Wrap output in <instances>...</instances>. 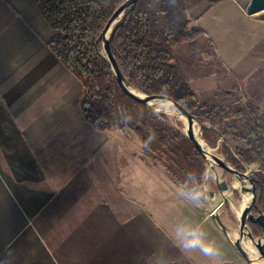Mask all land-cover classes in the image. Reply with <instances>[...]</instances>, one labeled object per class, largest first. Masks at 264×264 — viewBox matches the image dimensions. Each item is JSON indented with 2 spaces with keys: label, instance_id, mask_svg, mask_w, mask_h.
<instances>
[{
  "label": "crops",
  "instance_id": "obj_1",
  "mask_svg": "<svg viewBox=\"0 0 264 264\" xmlns=\"http://www.w3.org/2000/svg\"><path fill=\"white\" fill-rule=\"evenodd\" d=\"M249 2L202 3L190 16L264 111V19ZM52 35L32 0H0V264H239L211 204L187 200L134 131L86 119L82 84ZM172 196L185 206L172 212ZM176 212L172 224L201 225L218 260L182 251L174 227L163 230Z\"/></svg>",
  "mask_w": 264,
  "mask_h": 264
},
{
  "label": "trees",
  "instance_id": "obj_2",
  "mask_svg": "<svg viewBox=\"0 0 264 264\" xmlns=\"http://www.w3.org/2000/svg\"><path fill=\"white\" fill-rule=\"evenodd\" d=\"M32 1L53 29L49 47L82 84L80 104L86 119L100 129L134 131L146 154L185 191L192 190L201 177L207 196L202 203L210 198V190L218 193L206 159L181 130L183 123L173 115L150 112L124 93L102 55L105 20L125 0ZM222 1L138 0L114 29L111 47L134 86L147 93L171 95L216 128L203 129L211 147L243 170L255 165L250 175L264 210V111L245 95L214 40L202 26L193 25L190 16L202 3L215 6ZM209 75L216 76V87L196 92L191 79ZM205 176L212 179L205 182ZM233 196L239 199L237 189ZM221 217L231 230V222H236L233 210L226 206ZM249 224L255 235H261L260 224Z\"/></svg>",
  "mask_w": 264,
  "mask_h": 264
},
{
  "label": "water",
  "instance_id": "obj_3",
  "mask_svg": "<svg viewBox=\"0 0 264 264\" xmlns=\"http://www.w3.org/2000/svg\"><path fill=\"white\" fill-rule=\"evenodd\" d=\"M138 0H125L114 11H112L106 18L101 38H102V55L107 59L113 75L119 88L131 98L143 103L150 112L155 114L166 113L173 115L176 120L183 123L181 130L193 141L194 145L206 159L210 170H212L217 178V183L222 191L221 201L213 210V217L218 225L221 227L223 233L226 235L232 245L249 261L250 264H259L264 262V252L261 251L259 245L252 237L253 243L258 247V252L255 254L252 249L248 247L244 236L247 233L249 221H254L260 224L262 229V236L264 237V210L257 201L255 193V184L252 176L248 170H243L228 159L217 148L211 147L203 136V129L205 127H212L210 123L202 121L197 115L193 114L186 106L180 103L177 99L169 94L163 92L147 93L136 86H134L122 71L115 54L111 47V37L114 29L120 20L132 9ZM246 11L253 18L264 19V0H250L246 7ZM175 126L177 122H174ZM220 133V132H219ZM223 138L222 133H220ZM217 167L221 168L218 172ZM226 173L232 175L233 184L237 186L241 203L240 209L234 206L232 196V189L230 182L226 177ZM210 195L214 196V190H210ZM229 203L231 208L237 213L239 217V227L232 233L226 223L221 217L222 207ZM253 208L255 211H253ZM254 236V234H251Z\"/></svg>",
  "mask_w": 264,
  "mask_h": 264
},
{
  "label": "rangeland",
  "instance_id": "obj_4",
  "mask_svg": "<svg viewBox=\"0 0 264 264\" xmlns=\"http://www.w3.org/2000/svg\"><path fill=\"white\" fill-rule=\"evenodd\" d=\"M191 84L194 87V89L196 90V92L199 93V92H205V91H208V90L215 88L217 85V80H216L215 75H209V76H204V77H200V78H193V79H191ZM254 167H255V165H251V166L246 165L245 170H248L250 173L251 169ZM217 169H218V167H217ZM218 172L220 173L221 169H218ZM210 175L215 178L216 184L218 185L217 178H216L213 171L210 172ZM230 175H231L230 173H226V177L229 180H231V181H229L230 182V188L232 189V193H234V190H236V189L238 190V188L236 185L233 184L232 175L231 176ZM239 195H240V192H239ZM232 196H233V194H232ZM221 198H222L221 189L218 193H215L214 196H210V198L208 199L207 202L209 204H211V209H213V210L215 209V206L221 201ZM233 200H234V196H233ZM241 201H242L241 196L239 197V199L234 200V206L236 207V209H240ZM171 203L173 204V207H171V206H167V207H169V209L172 210V212L177 210V206L184 207L186 204L182 200V197H178V196L177 197L172 196L171 197ZM222 212H223V208H222ZM233 212L236 215V222L235 223L233 221L231 222L232 228L230 231L232 233H234L239 227V217L234 210H233ZM176 214H177V212L175 214H169L167 218H164L162 216L161 222L164 225L163 230H164V227H166L167 229L175 227L172 223L175 221L173 219L176 218ZM248 230L251 234H254L253 230L251 229L250 224H248ZM252 237L255 239V242L259 245L261 251L264 252V237L262 236V233L259 236L255 235V234H254V236H250L248 233H246V235L244 236L246 244L256 254L258 252V247L253 243ZM240 255H242V254L240 253ZM241 257H242V260L239 262V264H250L249 261L243 255ZM259 264H264V262H260Z\"/></svg>",
  "mask_w": 264,
  "mask_h": 264
},
{
  "label": "clouds",
  "instance_id": "obj_5",
  "mask_svg": "<svg viewBox=\"0 0 264 264\" xmlns=\"http://www.w3.org/2000/svg\"><path fill=\"white\" fill-rule=\"evenodd\" d=\"M209 179H212V177H203V181L205 182ZM183 195L194 205L204 202L207 196L201 177L197 178L196 186L190 191H185ZM173 238L184 252H198L201 256L213 262L221 256L219 248L207 239L203 227L199 224L181 223L176 225L173 229Z\"/></svg>",
  "mask_w": 264,
  "mask_h": 264
},
{
  "label": "flooded vegetation",
  "instance_id": "obj_6",
  "mask_svg": "<svg viewBox=\"0 0 264 264\" xmlns=\"http://www.w3.org/2000/svg\"><path fill=\"white\" fill-rule=\"evenodd\" d=\"M219 191H220V188H219ZM233 195H234V193H232ZM226 206H228V207H230L231 208V206H230V204L229 203H226V204H224V206L222 207V208H225ZM232 209V208H231Z\"/></svg>",
  "mask_w": 264,
  "mask_h": 264
},
{
  "label": "bare ground",
  "instance_id": "obj_7",
  "mask_svg": "<svg viewBox=\"0 0 264 264\" xmlns=\"http://www.w3.org/2000/svg\"><path fill=\"white\" fill-rule=\"evenodd\" d=\"M247 233L251 236V233L249 232L248 228H247Z\"/></svg>",
  "mask_w": 264,
  "mask_h": 264
}]
</instances>
